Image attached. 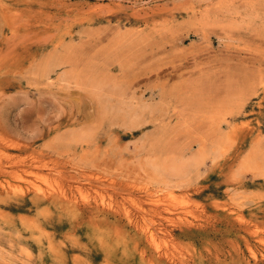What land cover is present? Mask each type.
I'll use <instances>...</instances> for the list:
<instances>
[{
  "label": "rangeland",
  "instance_id": "1",
  "mask_svg": "<svg viewBox=\"0 0 264 264\" xmlns=\"http://www.w3.org/2000/svg\"><path fill=\"white\" fill-rule=\"evenodd\" d=\"M0 264H264V0H0Z\"/></svg>",
  "mask_w": 264,
  "mask_h": 264
},
{
  "label": "bare ground",
  "instance_id": "2",
  "mask_svg": "<svg viewBox=\"0 0 264 264\" xmlns=\"http://www.w3.org/2000/svg\"><path fill=\"white\" fill-rule=\"evenodd\" d=\"M201 152V151H200ZM203 157V154L201 153H197L196 155H190L188 158H186V160H183L182 162H180L179 164H171L169 167L167 166H162V165H158L156 163H154L153 161H149L146 164V168H148V170L152 173V177L149 179V183L151 184V186H153L154 188V192L153 194L150 192L149 194L151 195V197H155L154 195L158 196L159 194L164 193V192H168V191H173L174 189H178L179 188V184L175 183V181L173 182L172 178H176V177H187L189 176L190 172V168L192 167H196L199 165V163H201V159ZM185 159V158H184ZM138 162V160H137ZM250 164V162H247L246 165ZM145 165V164H144ZM137 166V165H136ZM145 167V166H144ZM196 171V170H195ZM62 174V173H61ZM164 176H166L167 178H165ZM160 177H164V179H160ZM172 179V180H171ZM179 179V178H178ZM181 179V178H180ZM176 180V179H175ZM111 183V182H110ZM181 183V181H180ZM148 184V183H147ZM149 184V185H150ZM184 186V185H183ZM109 188V187H108ZM115 188V187H114ZM183 188V187H182ZM119 189V188H118ZM144 189V194L147 195V193H145L148 188H143ZM113 190V189H112ZM139 190V189H138ZM64 191V190H63ZM114 191V190H113ZM116 192V191H115ZM149 192V191H148ZM170 193V192H169ZM168 193V194H169ZM156 199V198H155ZM112 201V200H111ZM157 201V200H156ZM109 202V201H108ZM103 207V206H102ZM127 210V209H126ZM125 212V211H124ZM118 213V212H117ZM132 218V217H131ZM161 218V217H160ZM149 222V221H148ZM152 234V233H151ZM153 236V235H151ZM153 240V239H152ZM160 240V239H159ZM172 259V258H171Z\"/></svg>",
  "mask_w": 264,
  "mask_h": 264
}]
</instances>
